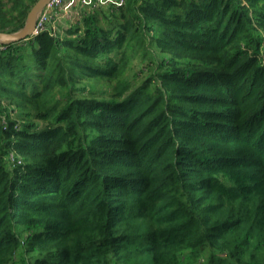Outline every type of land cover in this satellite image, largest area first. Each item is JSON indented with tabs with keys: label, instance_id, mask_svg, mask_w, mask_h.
<instances>
[{
	"label": "trees",
	"instance_id": "16d2710c",
	"mask_svg": "<svg viewBox=\"0 0 264 264\" xmlns=\"http://www.w3.org/2000/svg\"><path fill=\"white\" fill-rule=\"evenodd\" d=\"M0 264H264V0L81 7L0 51Z\"/></svg>",
	"mask_w": 264,
	"mask_h": 264
},
{
	"label": "built area",
	"instance_id": "2783aa9c",
	"mask_svg": "<svg viewBox=\"0 0 264 264\" xmlns=\"http://www.w3.org/2000/svg\"><path fill=\"white\" fill-rule=\"evenodd\" d=\"M75 1L77 2V0H51L40 13L32 37L39 35L45 30H50L54 33H57L56 20L58 19V12L62 9L67 10L69 7H75ZM125 2L126 0H78L77 4L79 3L80 7L77 10V13L80 14L81 7H96L104 4H113L117 7H120L123 6ZM5 48L6 45L0 43V51L4 50Z\"/></svg>",
	"mask_w": 264,
	"mask_h": 264
},
{
	"label": "water",
	"instance_id": "95a60500",
	"mask_svg": "<svg viewBox=\"0 0 264 264\" xmlns=\"http://www.w3.org/2000/svg\"><path fill=\"white\" fill-rule=\"evenodd\" d=\"M50 1L51 0H37L29 10L24 26L19 30L13 32L0 31V43L8 46L26 40L32 36L40 13Z\"/></svg>",
	"mask_w": 264,
	"mask_h": 264
},
{
	"label": "rangeland",
	"instance_id": "374dc122",
	"mask_svg": "<svg viewBox=\"0 0 264 264\" xmlns=\"http://www.w3.org/2000/svg\"><path fill=\"white\" fill-rule=\"evenodd\" d=\"M78 2V0H77ZM75 1L76 6L72 8L62 9L58 12V20L56 21L57 25V33L64 35L66 30L71 27V25L75 24L80 16L79 13H77V10L80 7V4ZM74 6V3H73ZM59 29V30H58ZM32 37V36H31ZM29 37L28 39H30Z\"/></svg>",
	"mask_w": 264,
	"mask_h": 264
},
{
	"label": "crops",
	"instance_id": "0c3cea01",
	"mask_svg": "<svg viewBox=\"0 0 264 264\" xmlns=\"http://www.w3.org/2000/svg\"><path fill=\"white\" fill-rule=\"evenodd\" d=\"M57 20H58V19H57ZM57 20H56V21H57ZM58 30H59V29H58Z\"/></svg>",
	"mask_w": 264,
	"mask_h": 264
}]
</instances>
